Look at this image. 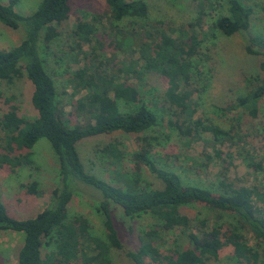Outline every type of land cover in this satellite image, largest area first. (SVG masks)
<instances>
[{"label":"trees","instance_id":"obj_1","mask_svg":"<svg viewBox=\"0 0 264 264\" xmlns=\"http://www.w3.org/2000/svg\"><path fill=\"white\" fill-rule=\"evenodd\" d=\"M18 1L2 3L0 0V22L23 30V38L17 45L0 50V81L9 84L25 73L33 85L31 103L37 117L21 116L14 95H5L0 90V102L5 106L0 107V167L7 165L10 170H15L19 166H30V149L39 138L45 137L56 154L58 184L51 190L50 203L31 218L11 217L0 200V232L23 234L17 264H112V248L124 250L132 264H207L212 259L217 260L225 246L232 247L234 258L241 264H264L260 260V256H264V184L239 185L228 178L207 185L185 184L177 172L156 164L149 137L141 135L136 138L139 148L130 156L134 169L132 176L111 170L120 183L113 185L86 172L77 151V143L83 138L116 131L139 134L159 124L156 103L152 107L146 98L151 88L146 89L141 83L146 73L166 79L162 107L175 117L171 124L183 134L193 135L191 126L186 125L196 107L191 69L206 56L199 50L203 38L193 30L190 33L182 28L156 26L151 31H144V37L149 40L140 42L136 60L125 61L124 55L119 64L113 65L115 62L111 63L109 59L97 60L96 45L92 40L98 28L93 22L78 18L71 31L75 47L90 44L91 48L85 53L89 62L77 68L69 79L73 86L70 99L83 92L72 105L75 116L81 120L69 124L59 106L54 82L40 56L41 38L49 42L59 35L60 26L68 19L69 0H41L38 8L28 15L14 10ZM105 1L107 14L113 20L147 16V5L143 0ZM228 11L227 15L217 17L209 28L227 36L250 29L253 14L250 6L239 0H229ZM203 15V10H199L196 22L189 25H200ZM132 45L133 37L128 35L118 47L123 48L122 53H132ZM245 50L262 56L258 65L261 76L246 77V94L238 96L227 109L242 107L254 115L258 102L264 98V37L248 36ZM132 76L139 83L132 82ZM119 104L132 109L120 111ZM203 129L211 131L216 140L225 135L232 138L231 133L227 135L217 126H204ZM99 151L110 166L123 164L124 152L112 142ZM252 165L260 166L255 162ZM142 166L155 177L159 186L142 183ZM262 174L264 176V171ZM72 180H80L102 192L104 200L95 210L102 214L105 238L91 231L85 216L68 217ZM26 190L37 194V182L26 185ZM110 201L119 205L130 219L148 216L153 221L151 227L138 235L137 249H124L113 223ZM194 203L229 213L233 221L227 225L215 224L209 231L203 230L207 225L205 219L194 222L181 211L183 206ZM173 230L184 235L187 246L162 249L160 245L166 241L164 233ZM246 233L255 240L253 245ZM44 248H47L46 252Z\"/></svg>","mask_w":264,"mask_h":264},{"label":"rangeland","instance_id":"obj_2","mask_svg":"<svg viewBox=\"0 0 264 264\" xmlns=\"http://www.w3.org/2000/svg\"><path fill=\"white\" fill-rule=\"evenodd\" d=\"M6 0H1L5 3ZM147 5V16L124 17L120 20L109 18L108 6L105 0H69L70 14L60 26V33L49 42L41 38L40 56L44 60V67L52 78L58 97L59 106L64 117L75 124L81 120L73 112L74 99H70L72 84L69 79L72 73L89 62L85 53L90 50V44L75 47V38L71 31L77 19L93 22L98 28L92 43L96 45L95 53L98 59H109L113 65L119 64L125 55V61L136 60L139 56V44L148 41L144 31L156 28H182L189 32L193 30L199 38H203L199 50L206 54L201 57L191 69V80L196 102L192 118L186 122L191 126L190 134H183L176 125L171 124L175 117L169 110L162 107V97L166 89V79L155 73L144 74L146 94L150 105L158 108L159 124L143 133H123L116 131L108 134H98L83 138L77 143V151L86 172L119 185L115 170L132 176L133 162L131 154L139 146L137 136H147L153 146V159L158 166L177 172L185 184L207 185L218 183L219 179L228 178L239 185L264 184V98L258 102L255 114L248 109L237 107L228 108L238 96L247 92L246 77L261 76L259 62L261 55L249 54L245 45L250 35L264 37V0H239L253 9L251 26L248 31L227 36L221 31L211 30L209 26L221 15L229 13V0H143ZM41 0H19L14 10L21 15L33 13ZM199 10L204 15L200 25H192L199 16ZM96 20H93L95 19ZM159 23V25H158ZM124 32H128L124 33ZM191 33V32H190ZM133 37V52L122 53L118 44L126 36ZM23 38L21 28L13 29L0 22V50H7L17 45ZM97 39V40H96ZM74 47V49H72ZM125 47V46H124ZM120 49V50H119ZM195 64V62H194ZM130 80L139 83L136 77ZM146 82V83H145ZM0 90L5 95H14V102L19 106V113L27 119L37 117V111L31 103L33 91L32 83L24 73L12 83L0 81ZM0 107L4 104L0 102ZM132 108L119 104L120 111H130ZM2 110L0 109V116ZM182 123V118L179 124ZM204 126H217L227 135L216 140L211 131L204 130ZM183 129L185 126L183 125ZM190 136V137H189ZM112 142L116 148L124 152L121 166H110L101 156L99 148ZM32 164L19 166L10 170L7 165L0 167V200L7 213L16 219L34 217L42 208L50 203L51 190L58 184V165L56 154L51 143L45 137L39 138L30 149ZM260 166L254 167L252 163ZM113 170V171H111ZM140 178L143 184L159 186V182L142 166ZM120 180V179H119ZM36 181L38 193L31 194L26 185ZM24 185V186H22ZM72 199L67 205L69 218L83 215L88 219L93 233L105 238V228L102 214L96 211L103 200L102 192L92 185L80 180H72ZM110 210L113 223L119 233L124 249H137L138 235L153 225L148 217L130 219L123 214L121 207L111 202ZM183 213L188 214L193 221L206 220L203 230L209 231L215 224L225 225L233 221L229 213L220 212L198 203L183 206ZM22 233L11 231L0 232V264H17V252L22 244ZM251 245L255 240L246 233ZM176 238V239H175ZM166 239L163 248L185 247L187 241L178 230L164 233ZM46 252L47 248H44ZM112 264H132L124 250L112 248L110 250ZM264 261V256H260ZM207 264H241L233 256L231 246L221 249L217 260H210Z\"/></svg>","mask_w":264,"mask_h":264}]
</instances>
